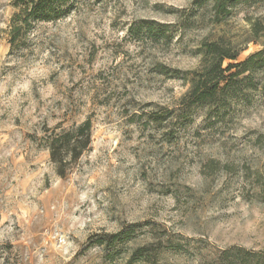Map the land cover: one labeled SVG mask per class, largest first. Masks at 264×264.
I'll use <instances>...</instances> for the list:
<instances>
[{"label": "rangeland", "instance_id": "374dc122", "mask_svg": "<svg viewBox=\"0 0 264 264\" xmlns=\"http://www.w3.org/2000/svg\"><path fill=\"white\" fill-rule=\"evenodd\" d=\"M0 0V264H224L264 253V54L213 100L186 95L202 44L264 49V0ZM66 11V10H64ZM225 83L221 84V88ZM89 121L60 177L52 135Z\"/></svg>", "mask_w": 264, "mask_h": 264}, {"label": "trees", "instance_id": "16d2710c", "mask_svg": "<svg viewBox=\"0 0 264 264\" xmlns=\"http://www.w3.org/2000/svg\"><path fill=\"white\" fill-rule=\"evenodd\" d=\"M20 5L22 18L19 23L13 20L9 30V42L12 44L21 31L27 29L34 21H48L57 18L60 14L67 12L61 6L67 4L68 0H16ZM231 1V0H229ZM216 8L225 10L222 0H214ZM66 10V11H64ZM261 23L255 22L251 25L249 42L258 43L259 34L263 32ZM264 36V35H263ZM264 47V45H263ZM201 71L193 72L188 81L186 95L193 103L213 100L219 93L224 92L231 81L241 74L249 72V64L264 54V49L249 56L245 61L235 65H227L222 68L224 61H236L238 52L230 51L218 43L202 44ZM225 83L223 88L221 84ZM90 123L86 121L70 131H64L59 135H52L47 140V151L50 162L55 166L57 174L63 177L68 161L75 162L90 144ZM222 262L224 264H264V253H253L240 248H232L225 251Z\"/></svg>", "mask_w": 264, "mask_h": 264}]
</instances>
